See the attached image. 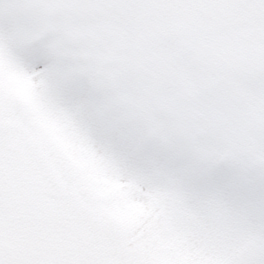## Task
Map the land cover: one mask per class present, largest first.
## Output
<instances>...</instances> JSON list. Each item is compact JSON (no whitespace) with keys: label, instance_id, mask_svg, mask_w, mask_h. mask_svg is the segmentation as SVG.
Wrapping results in <instances>:
<instances>
[{"label":"snow or ice","instance_id":"obj_1","mask_svg":"<svg viewBox=\"0 0 264 264\" xmlns=\"http://www.w3.org/2000/svg\"><path fill=\"white\" fill-rule=\"evenodd\" d=\"M0 264H264V0H0Z\"/></svg>","mask_w":264,"mask_h":264}]
</instances>
